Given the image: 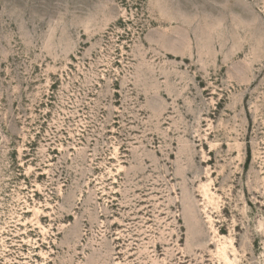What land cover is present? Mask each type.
I'll return each instance as SVG.
<instances>
[{
	"label": "rangeland",
	"instance_id": "obj_1",
	"mask_svg": "<svg viewBox=\"0 0 264 264\" xmlns=\"http://www.w3.org/2000/svg\"><path fill=\"white\" fill-rule=\"evenodd\" d=\"M0 264H264V0H0Z\"/></svg>",
	"mask_w": 264,
	"mask_h": 264
}]
</instances>
